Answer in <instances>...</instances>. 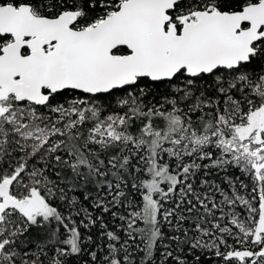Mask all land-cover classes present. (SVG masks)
Masks as SVG:
<instances>
[{
	"label": "snow or ice",
	"instance_id": "6c2138e0",
	"mask_svg": "<svg viewBox=\"0 0 264 264\" xmlns=\"http://www.w3.org/2000/svg\"><path fill=\"white\" fill-rule=\"evenodd\" d=\"M0 264H264V0H0Z\"/></svg>",
	"mask_w": 264,
	"mask_h": 264
}]
</instances>
